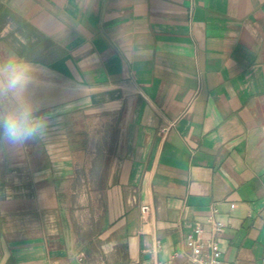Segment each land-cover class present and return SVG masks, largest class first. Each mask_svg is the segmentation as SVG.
<instances>
[{
    "label": "crops",
    "instance_id": "crops-1",
    "mask_svg": "<svg viewBox=\"0 0 264 264\" xmlns=\"http://www.w3.org/2000/svg\"><path fill=\"white\" fill-rule=\"evenodd\" d=\"M9 66L46 127L0 139V264H196L213 207L263 264L264 0H0Z\"/></svg>",
    "mask_w": 264,
    "mask_h": 264
},
{
    "label": "clouds",
    "instance_id": "clouds-1",
    "mask_svg": "<svg viewBox=\"0 0 264 264\" xmlns=\"http://www.w3.org/2000/svg\"><path fill=\"white\" fill-rule=\"evenodd\" d=\"M0 77V95L11 94L17 101L12 109L0 112V139L14 145L42 136L44 121L33 114L36 109L23 99L28 82L26 70L9 66L0 69Z\"/></svg>",
    "mask_w": 264,
    "mask_h": 264
},
{
    "label": "built area",
    "instance_id": "built-area-1",
    "mask_svg": "<svg viewBox=\"0 0 264 264\" xmlns=\"http://www.w3.org/2000/svg\"><path fill=\"white\" fill-rule=\"evenodd\" d=\"M166 129V127H164ZM233 206V204H232ZM151 205L143 203L141 205V212L143 221L146 223L151 221L149 212ZM216 208L213 207L207 219L211 224V234L206 236L204 228L200 223H196L186 236V244L191 249L190 259L196 264H218L220 263L221 248L219 244L218 235L223 230L225 222L216 216ZM155 249L161 247L160 239L155 238ZM158 264H163L159 262ZM264 264V262H263Z\"/></svg>",
    "mask_w": 264,
    "mask_h": 264
}]
</instances>
